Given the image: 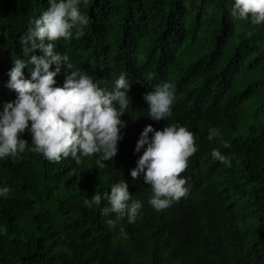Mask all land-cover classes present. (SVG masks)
Listing matches in <instances>:
<instances>
[{
    "label": "trees",
    "instance_id": "16d2710c",
    "mask_svg": "<svg viewBox=\"0 0 264 264\" xmlns=\"http://www.w3.org/2000/svg\"><path fill=\"white\" fill-rule=\"evenodd\" d=\"M232 2L81 0L90 23L82 35H75L76 28L71 39L56 40L58 51L94 65L117 46L133 59L140 54L145 72L171 70L186 95L180 118L156 121L139 105L128 106L118 153L102 168L98 154L80 163L28 150L0 159V186L11 187L0 197V264H264V117L248 126L234 98L242 87L264 108V23L232 16ZM48 6V0H0V110L17 96L7 81L14 60L27 58L20 36ZM194 77L217 86L200 101L211 120L198 116L188 97ZM170 121L196 130L200 138L212 127L226 130L232 146L224 154L232 166L200 150L180 174L189 178L188 195L157 211L149 203L151 185L143 174L133 178L131 169L143 153L135 146L144 127L162 130ZM21 135L31 145V133ZM125 179L143 207L134 223L124 217L109 228L101 212L107 201L91 207L86 201Z\"/></svg>",
    "mask_w": 264,
    "mask_h": 264
},
{
    "label": "clouds",
    "instance_id": "9594fccd",
    "mask_svg": "<svg viewBox=\"0 0 264 264\" xmlns=\"http://www.w3.org/2000/svg\"><path fill=\"white\" fill-rule=\"evenodd\" d=\"M48 5L20 36L27 58L18 56L8 71L7 87L17 96L0 110V159L17 157L28 150L52 161L71 156L80 163L82 157L98 154L96 163L102 168L118 153L121 130L127 123L122 116L128 106L139 105L156 121L171 115L180 118L186 95L180 78L172 77L171 70L145 72L138 63L140 54L133 59L117 46L94 59V65L70 60L54 42L71 39L76 28L80 30L75 35H82L90 17L81 12V0H48ZM231 15L241 20L250 18L253 25H260L264 23V0H233ZM25 68L30 77L25 75ZM216 90V85L201 77L189 83L188 97L194 101L198 116L205 120H211L212 115L202 110L200 101ZM234 98L241 106L240 119L248 126L263 123L264 108L255 95L239 87ZM25 131L31 133V145L22 138ZM239 135L240 131L234 136ZM230 141L226 130L216 127L200 138L196 130L180 123L170 121L162 130L148 124L135 146L136 152L143 149V153L131 169V176L139 178L143 174V181L153 191L149 203L157 211L164 210L188 195L189 178L180 174L188 167L189 158L200 150L211 161L232 166L231 158L224 154L232 146ZM10 192L9 185L0 186V197ZM102 201H107L101 212L109 217V228H116L124 217L134 223L143 207L140 200L132 198L126 179L112 184L110 191L95 192L86 204L91 207Z\"/></svg>",
    "mask_w": 264,
    "mask_h": 264
}]
</instances>
